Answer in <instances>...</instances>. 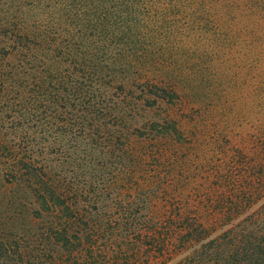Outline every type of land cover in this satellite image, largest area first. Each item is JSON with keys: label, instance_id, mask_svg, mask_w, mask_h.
<instances>
[{"label": "trees", "instance_id": "1", "mask_svg": "<svg viewBox=\"0 0 264 264\" xmlns=\"http://www.w3.org/2000/svg\"><path fill=\"white\" fill-rule=\"evenodd\" d=\"M168 1L196 22L208 11V25L162 44V0H0V95L59 88L63 104L46 116L59 119L83 184L23 163L43 223L34 238L0 223V264H264V0ZM235 44L255 55L252 139L220 127L226 109L142 114L185 93L200 107L193 61ZM117 72L134 76L125 85ZM111 194L127 211L107 214Z\"/></svg>", "mask_w": 264, "mask_h": 264}, {"label": "rangeland", "instance_id": "2", "mask_svg": "<svg viewBox=\"0 0 264 264\" xmlns=\"http://www.w3.org/2000/svg\"><path fill=\"white\" fill-rule=\"evenodd\" d=\"M158 7L155 15L166 13L164 19L160 18V24L164 29H160V34L156 35L160 37L159 42L170 37L167 40L172 44L179 41V38L197 37L194 30L198 31L200 25L203 29L208 25V11H203L196 22L195 18L189 16L193 14L192 11L185 6H173L168 0H162ZM169 10L172 13H168ZM168 25H173V29H179V31L172 32L170 35L169 30L166 29ZM170 44L164 48L168 56H176V49ZM239 47L240 45L235 44L228 53H215L214 57H210V54L206 52L199 57V61H193L198 68L194 71L198 75L197 80L200 82L201 93H203L200 107L192 103L193 98L190 93H185L182 105L174 107L163 104L142 114L147 118L161 117L171 109L177 116L188 121L192 116L207 119L226 109L228 118H222L220 127L227 128L229 135L233 138L246 134L252 139L258 118L257 99L255 100L257 80L253 62L255 55L245 54ZM226 55L231 56L227 61ZM248 57L249 59H246ZM189 60L191 62L190 58L187 59ZM116 76L127 85L134 75L131 72H117ZM26 91L23 99H16L15 95L9 96L10 98L0 95V223L34 238L35 234L40 232L43 221L42 217L38 218L39 206L35 198L24 181L20 179V174L24 170L21 169L23 163L28 164L30 158L34 172L46 171L47 175L58 180L63 187L68 186L67 182L75 188L83 184L80 178L81 169L73 154L75 149L66 144L59 119L46 116L50 112L53 114L54 109L63 104L64 100L60 99L62 94L59 88L56 86L42 89L29 88ZM22 107L28 108L27 115L23 114ZM202 148L201 146L200 150ZM197 152L199 150H196L195 154ZM13 176L16 178L13 179ZM103 201L108 207L107 214L127 211L124 209L126 202L113 199L112 194L105 197ZM93 204L96 205V203H90L92 208ZM143 212L138 210L136 214Z\"/></svg>", "mask_w": 264, "mask_h": 264}]
</instances>
